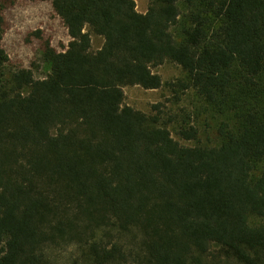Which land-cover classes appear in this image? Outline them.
<instances>
[{"label": "trees", "instance_id": "16d2710c", "mask_svg": "<svg viewBox=\"0 0 264 264\" xmlns=\"http://www.w3.org/2000/svg\"><path fill=\"white\" fill-rule=\"evenodd\" d=\"M17 1L0 0V264H56V249L71 264H264V0H40L70 42L47 47L38 80L6 72ZM168 62L216 145L161 104L124 105Z\"/></svg>", "mask_w": 264, "mask_h": 264}, {"label": "rangeland", "instance_id": "374dc122", "mask_svg": "<svg viewBox=\"0 0 264 264\" xmlns=\"http://www.w3.org/2000/svg\"><path fill=\"white\" fill-rule=\"evenodd\" d=\"M135 1L138 12L146 13L150 0ZM4 15L7 25L2 46L9 57L7 74L28 69L33 72L35 79L46 78L50 73V66L44 62L45 50L51 47L62 52L70 42L68 31L62 20L55 15L51 3L18 0L13 7L5 11ZM92 43L93 50L96 51L102 46L103 39L93 36ZM152 71L161 76L163 86L156 90L127 86L123 89L124 105L150 114L154 105L161 104L168 115L176 114L178 120L191 118V122L202 131L203 144L216 145L217 140L213 131L216 120L212 118L205 101L194 91H175L173 87L175 83L185 78L182 69L177 64L168 62L152 68ZM168 127L172 136L176 140H181L177 135L179 124L174 122ZM73 257L72 249H56L51 253V259L56 264H71Z\"/></svg>", "mask_w": 264, "mask_h": 264}]
</instances>
